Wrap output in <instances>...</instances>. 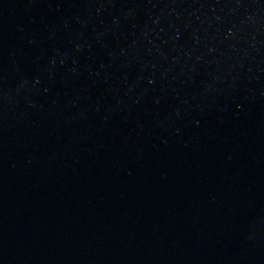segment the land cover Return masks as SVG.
Returning a JSON list of instances; mask_svg holds the SVG:
<instances>
[{"label": "water", "instance_id": "1", "mask_svg": "<svg viewBox=\"0 0 264 264\" xmlns=\"http://www.w3.org/2000/svg\"><path fill=\"white\" fill-rule=\"evenodd\" d=\"M0 264H264V0H0Z\"/></svg>", "mask_w": 264, "mask_h": 264}]
</instances>
